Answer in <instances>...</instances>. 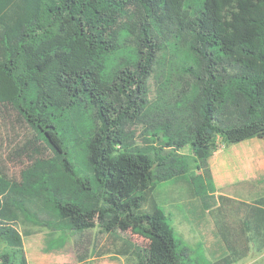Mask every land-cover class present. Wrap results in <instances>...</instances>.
Returning <instances> with one entry per match:
<instances>
[{"label": "trees", "instance_id": "trees-1", "mask_svg": "<svg viewBox=\"0 0 264 264\" xmlns=\"http://www.w3.org/2000/svg\"><path fill=\"white\" fill-rule=\"evenodd\" d=\"M166 54L170 79L149 104ZM0 106L52 153L18 181L0 176V264H28L14 224L42 225L37 199L53 213L47 227L82 232L98 217L105 232L143 240L125 242L136 264H185L164 210L143 206L158 182L190 187L182 149L214 192L215 139L264 140V0H0ZM137 123L158 147H130L125 127ZM216 228L229 253L211 264L237 262L241 236ZM241 234L264 248V193L246 205Z\"/></svg>", "mask_w": 264, "mask_h": 264}, {"label": "rangeland", "instance_id": "rangeland-1", "mask_svg": "<svg viewBox=\"0 0 264 264\" xmlns=\"http://www.w3.org/2000/svg\"><path fill=\"white\" fill-rule=\"evenodd\" d=\"M121 32L122 27L114 32L118 44L121 42ZM172 60L170 54H166L149 79V104L157 100L162 83L170 79ZM125 131L131 148L158 147L151 142L147 123L127 125ZM224 144L221 137L215 139L216 149L222 148ZM163 152L167 154L169 149L164 148ZM180 154L189 161L190 187L185 183H156L143 211H150L154 205L164 210L184 249L185 264H211L229 253L216 228L220 223L227 224L241 236L235 246L243 255L233 264H264V248H259L252 241L248 242V234H241V220L246 205L264 193V181L234 185L229 191L239 192V195L241 192L238 197L229 198L217 188L210 192L203 168L194 160L190 148L182 149ZM34 157L51 159L52 153L15 111L0 106V176L3 174L18 181L20 173L32 164ZM221 196L226 201H222ZM30 208L41 218L42 225H34L23 217L14 224L21 236L24 253L26 250L28 254V264H136L125 242L141 244L143 240L132 235L129 230L116 227L113 234L105 232L98 217H93L89 222L94 223L93 228L82 232L59 231L52 226H45L55 219L52 211L43 206L41 199H37ZM112 225H116V221ZM6 247V244H0V253Z\"/></svg>", "mask_w": 264, "mask_h": 264}, {"label": "crops", "instance_id": "crops-1", "mask_svg": "<svg viewBox=\"0 0 264 264\" xmlns=\"http://www.w3.org/2000/svg\"><path fill=\"white\" fill-rule=\"evenodd\" d=\"M230 146V148H229ZM215 188L225 196L238 197L231 192L234 185L264 181V140L251 138L234 145L217 148L208 160ZM25 256L28 254L25 250Z\"/></svg>", "mask_w": 264, "mask_h": 264}]
</instances>
